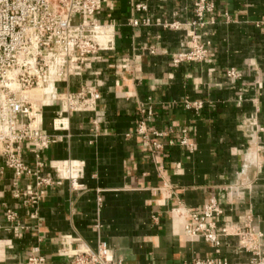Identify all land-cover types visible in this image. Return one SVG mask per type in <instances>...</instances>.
<instances>
[{"label": "crops", "instance_id": "obj_1", "mask_svg": "<svg viewBox=\"0 0 264 264\" xmlns=\"http://www.w3.org/2000/svg\"><path fill=\"white\" fill-rule=\"evenodd\" d=\"M103 1L98 19L114 29L115 50L59 86L78 92L97 85L94 111L67 114L65 131L54 129L59 102L43 113V127L54 138L44 159L78 162L83 175L72 185L49 165L43 168L56 183L32 217L13 197L14 172L0 159V264H27L35 247L48 264H70L72 251L96 249L101 241L117 264L264 261V29L257 27L264 0H209L216 23L197 31L199 0ZM140 4L147 11L137 10ZM194 34L209 44L208 60L175 66ZM228 69L242 79L228 78ZM143 120L164 134L163 151L153 153L136 134ZM183 131L190 147L181 145ZM23 155L35 164L29 147ZM21 187L35 183L25 179ZM212 199L224 210L219 226L250 232L255 250L236 235L214 247L186 234L189 212ZM8 210L17 213L15 222Z\"/></svg>", "mask_w": 264, "mask_h": 264}, {"label": "built area", "instance_id": "obj_2", "mask_svg": "<svg viewBox=\"0 0 264 264\" xmlns=\"http://www.w3.org/2000/svg\"><path fill=\"white\" fill-rule=\"evenodd\" d=\"M103 0H0V159L15 175L13 197L32 217L45 196L46 190L55 185L56 180L44 176L42 169L47 165L61 180L76 185L83 175V165L74 161L47 162L43 153L54 142L43 127L44 108L49 103L59 102L61 111L54 119V129L68 128L69 113L94 111L100 99L97 85L84 86L78 92H60L59 86L67 84L71 77L81 75L102 55L115 50V31L102 24L98 14L103 9ZM139 11H147V6H136ZM215 5L209 0L195 3V31L215 25ZM150 21L143 20L148 26ZM138 20L132 25L139 26ZM264 29V19L257 23ZM178 28V27H175ZM209 57V44L194 34L188 51L175 57L173 63H205ZM228 78L241 80L242 74L236 69L226 71ZM41 92L35 99L31 94ZM187 108L202 109L201 103H187ZM143 113H146L143 111ZM136 134L153 153L163 151L164 134L148 127L140 121ZM181 145L190 147L188 132L183 131ZM29 147L35 164L28 165L23 151ZM25 179L35 183L32 189L21 187ZM224 210L217 199H212L200 209L189 212L191 223L185 232L191 237H203L214 247H220L224 237L236 235L242 244L251 249L250 232H233L228 225L219 226ZM17 213L7 211L10 222L17 220ZM70 264H117L107 243L101 241L96 249L83 245L72 251ZM27 264H48L39 247L30 252ZM194 264H229L222 258L197 259ZM249 264H264L255 256Z\"/></svg>", "mask_w": 264, "mask_h": 264}, {"label": "bare ground", "instance_id": "obj_3", "mask_svg": "<svg viewBox=\"0 0 264 264\" xmlns=\"http://www.w3.org/2000/svg\"><path fill=\"white\" fill-rule=\"evenodd\" d=\"M31 96L33 97V98H37V99H39V98H41V96H42V93L41 92H38V91H35V92H33L32 94H31Z\"/></svg>", "mask_w": 264, "mask_h": 264}]
</instances>
